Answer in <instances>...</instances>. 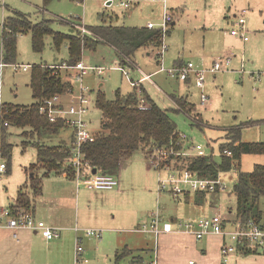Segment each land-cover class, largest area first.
<instances>
[{
    "label": "rangeland",
    "instance_id": "374dc122",
    "mask_svg": "<svg viewBox=\"0 0 264 264\" xmlns=\"http://www.w3.org/2000/svg\"><path fill=\"white\" fill-rule=\"evenodd\" d=\"M126 1L84 0L78 2L77 0H53L46 7L44 0H0V64L4 63L3 23L9 16L13 15L14 11L24 14L34 24L41 23L43 20H50V27L54 32L69 36L77 35L78 31L85 34L82 31L85 28L84 26L88 29L108 25L147 27L148 23H153L155 29H163L166 13H169L173 16L176 24L172 25L170 23L166 28V30H169L168 35L165 37L167 50L164 51L162 58H157L156 53L162 51V48H141L134 59V63L138 65L141 71L146 74H153L162 68L168 71L174 68L172 65L178 57H181L188 64L190 62L194 63L193 61L197 60V56L205 53L210 55L209 63L211 66L207 69L211 68L215 61L221 60L225 64L227 60L230 61L225 71L207 74L203 90L194 85L195 81L188 88L178 79L172 78L166 71L155 74L152 82L147 80L144 83L148 95L160 108L170 113L177 124L178 132L185 136V139H182V145L191 157L184 158L189 159L193 156L212 154L216 161H219L220 143L224 141L227 131L232 128L241 130V141L243 142L263 143L264 12L262 14L256 13L258 23L247 28H250L248 30V41L244 42L239 37L231 36V24L225 18L233 17L234 10L237 7L236 5L232 6L234 0H166V2L160 0H132L130 8L125 9L121 7V3ZM237 1L240 5V0ZM106 2H111V5L108 6ZM224 7L225 10H223ZM206 9L209 10L210 17L206 16ZM239 9V13L243 11L240 6ZM246 11L245 16H241L245 19L249 17L248 9ZM255 32H257L256 36H259L258 39L256 36L254 37ZM225 34L229 35L230 39L233 38L228 46L229 53L217 54V52H214L209 54V48L212 47L210 43L224 42L227 45ZM89 36H93L92 33H89ZM106 47L100 45L97 47L96 52L86 51V54H84L85 60L90 61L89 64L94 67L95 65H106L105 68L112 66L116 52L114 53L111 47ZM68 59L69 51L66 40L57 48L53 36L47 35L43 50L35 52L31 32L21 34L17 41L15 63L0 67V104L20 107L34 105L38 100L34 98L30 87L34 72L33 66L41 64L61 65ZM23 66H30V68L24 71ZM108 69L111 71L102 78L97 77L93 71L84 78L85 85L92 90L91 95L95 101L99 91L105 93L107 98L111 100L115 99L118 90H121L122 94H128L132 90L130 78L138 80L141 76L138 69L129 72L126 68V71L130 73L129 77L117 68ZM71 74V77H66L64 73L62 76L74 79V72H71ZM202 93L209 97V102L204 107L201 106ZM179 96L187 97L188 101L195 105L189 108L190 110L193 108L191 116L184 112H175L178 107H176L172 97ZM87 120L91 122L92 131L99 132L101 130L102 113L95 106L91 108ZM22 132L19 129L13 130L15 135L11 140V144H13L11 170L2 176L0 189L2 190L0 205L4 207L15 204L20 188L28 180L27 171H30L31 166L36 164L37 161L36 148L31 144L26 149L22 146L24 140L32 142L36 138L28 139V135H26L27 139H25L20 136ZM70 135L71 130L65 128L56 136L44 137L42 143L52 146L60 144L62 146L58 147L66 149L65 146L70 145ZM194 146H201L202 149L194 151ZM0 161L8 166V159L2 157ZM128 161L129 166L125 169L121 167L115 175L121 183H124L125 188L123 187V190H126L124 197L127 200L120 204H112L108 200L105 204H92L91 206L104 210L98 220L100 227L89 224L95 217H92L93 212L90 211V204L87 199L88 193L83 191L86 189L84 187L80 189L82 190V221H84L86 227H90L86 230L102 231V236H104L103 243L100 245L97 241L89 243L95 254L94 258L91 254H88L91 258L90 264H115L114 260L107 259V255L109 249L113 248L114 243H112V240L114 241L113 238H116L117 234L122 232L123 235H128L126 232H132L138 224L149 222L152 219V214L157 211L164 221H172L169 215L177 213L178 207L186 206L185 202L180 204L181 202L179 203L178 199L171 193L159 192V179L167 174L164 171L154 170L143 154L135 152ZM170 164L172 167L179 169H182L183 166V162L178 160H172ZM255 165H264L263 155H244L240 164H236V169L221 174L226 189L217 193H209L208 200L198 208L200 212L210 217L221 214L234 219L237 211L234 183L238 171L252 172ZM163 168L166 169V166ZM55 178L58 177L51 175L49 179H45L43 190L59 188V180ZM63 185L67 190H76L75 185L70 180L65 181ZM37 200L39 202L40 199H36L34 209L39 210ZM188 205V207H193L192 204ZM262 207L264 208V204H262ZM129 218L130 221H128ZM124 221H127V223H124ZM138 234L140 233L133 235L147 236L146 238H148L147 246H145L148 252L145 254L137 253L144 258L143 261H137L136 257L138 255H134L135 258L127 257L119 264H149L151 262L154 255L152 253L154 237L149 234ZM92 239L98 240V238ZM150 247H152L151 250ZM97 249L99 250L97 251ZM101 254L105 256H101ZM85 257L87 258V256Z\"/></svg>",
    "mask_w": 264,
    "mask_h": 264
},
{
    "label": "trees",
    "instance_id": "16d2710c",
    "mask_svg": "<svg viewBox=\"0 0 264 264\" xmlns=\"http://www.w3.org/2000/svg\"><path fill=\"white\" fill-rule=\"evenodd\" d=\"M52 1L44 0L45 6L47 7ZM77 1L83 2L84 0ZM50 23V20H43L37 24L31 23L24 14L14 11L13 15L3 23L4 64L15 63L18 37L29 31L35 52L43 50L47 35L53 36L57 48L66 40L69 59L63 64L68 66L77 65L83 60L84 51H93L100 45L112 47L121 65L128 66L134 63L135 55L141 48H161L163 39L169 33V30L164 31L163 29L150 30L147 27L108 25L89 29L86 27L93 36L82 34L80 31L77 35L69 36L54 32ZM158 52L156 53L157 58H162L163 56ZM182 65V62L177 64V66ZM33 71L30 87L34 98L38 100L37 103L27 107L0 104V150L3 158L9 161L7 172L11 170L13 149L11 140L15 135L13 130H22L20 136L25 139H27L26 135L28 139L36 138L32 142L24 140L22 143L24 149L29 144L36 148L37 161L31 166L30 171H27L28 180L20 188L17 203L11 207L14 212L24 209L33 211L36 199L42 195L44 180L53 173L57 175L66 173L71 179L74 177L68 165L70 148L63 149L42 143L44 137L56 136L66 126L62 121L52 124L39 111L41 101L64 94L71 84L60 71L55 75L49 65H35ZM187 83L190 84L191 81ZM141 92L145 95V104L148 107L145 110L140 108L142 98L137 89L128 94H122L121 90H118L113 100L108 99L102 91L96 95L95 107L102 113L101 130L95 132L93 142L84 145L83 153L85 161L89 162L98 172L115 176L135 152H142L149 161V158L161 149L169 152L173 150L175 153L184 150L183 145H177L180 140L178 127L170 113L160 108L144 90ZM172 100L178 107L175 112H184L191 116L193 108L191 110L189 108L195 105L189 102L187 97H172ZM241 134L239 128L227 131L224 141L220 143L219 161H216L212 154L193 156L189 159L178 156L175 160L182 161V169L192 171L200 178L216 179L220 174L236 169V164H240L244 155L264 156V142H243ZM225 151L231 152L232 156H226ZM201 194L208 195L204 192ZM234 194L237 199L235 221L247 223L253 220L264 224V208L262 207L264 204V165H255L253 171L249 173L239 170L234 183ZM132 254L133 251L129 248L117 251L115 263L119 264ZM244 254L253 253L244 252Z\"/></svg>",
    "mask_w": 264,
    "mask_h": 264
},
{
    "label": "built area",
    "instance_id": "2783aa9c",
    "mask_svg": "<svg viewBox=\"0 0 264 264\" xmlns=\"http://www.w3.org/2000/svg\"><path fill=\"white\" fill-rule=\"evenodd\" d=\"M166 2V0H160ZM132 0H127L121 3V7L125 9L130 8ZM246 11H243L245 15ZM173 16L166 13L165 24L163 30L166 31L168 25L172 23ZM147 28L155 29L153 23H148ZM83 33L89 34L85 28L82 29ZM234 37H239L244 42L248 41L247 21L244 17H239L236 22V28L231 31ZM162 51L158 53L164 56V51L167 50L165 38L162 42ZM230 61L227 60L226 64L219 60L215 61L210 69L197 68L194 63L183 64L182 66H175L173 69L166 71L164 68L159 72H167L172 78H176L183 84L192 80L194 85L203 90L205 86L206 76L208 73H218L225 71ZM5 64L1 63L2 68ZM30 66H23V70L27 71ZM54 74L57 75L59 71L66 77H71V72H74V79L66 80L71 86L62 95H56L49 99L41 101L39 106L40 114L49 119L52 124L63 122L66 128L71 130L72 142L70 148V158L68 165L74 173V180L80 184H85L89 190H113L119 186V182L114 175L102 174L100 172L94 173L93 168L89 162L85 161L83 147L95 139V132L91 129V122L87 120L91 108L95 106L89 87L85 85V77L91 72H96L98 77L105 74L108 68L87 66L83 61L75 66H68L67 64L50 66ZM127 77L129 73L124 68H118ZM73 78V77H72ZM151 76L143 74L140 82L149 80ZM133 87L139 86L140 82H135L130 79ZM189 85V84H188ZM66 98V99H65ZM209 102V97L201 94V106H206ZM145 100H141L140 108L145 110L148 107ZM179 142L177 145H182L185 136L179 133ZM201 146H194L193 150H201ZM226 156L231 157L232 153L225 151ZM190 156L187 151L182 150L175 153L173 150L170 152L164 149L158 150L155 155L149 158L151 167L156 171L166 172L165 177L159 179V192H169L174 197L184 196L187 192L194 193H217L225 190V182L221 178V174L216 179L200 178L196 173L187 169H179L172 167L170 162L175 160L176 157ZM3 157L0 150V159ZM173 157V158H172ZM166 166V169L163 167ZM7 172V165L0 161V189L2 186V176ZM6 230L13 234L15 239L21 231L34 232L42 236L47 242L54 241L60 238V229L49 226L46 222L38 220L34 211L32 210H17L13 211L11 208L0 207V231ZM145 234H152L160 236L163 233H174L179 235H190L202 240L210 235H218L224 238L225 242L221 249L222 256L227 259L230 255L238 252H251L253 254L264 255V224L257 223L256 221H249L242 223L240 221L227 222L221 214H215L213 217L201 218L197 221L180 220L175 224L164 222L160 213L157 211L153 216L150 223L145 224L139 230ZM75 232L80 234L81 230L75 228ZM84 234L88 238H100L101 231L86 230ZM85 249L82 245V239L77 238L75 262L76 264L88 263L85 257Z\"/></svg>",
    "mask_w": 264,
    "mask_h": 264
},
{
    "label": "crops",
    "instance_id": "0c3cea01",
    "mask_svg": "<svg viewBox=\"0 0 264 264\" xmlns=\"http://www.w3.org/2000/svg\"><path fill=\"white\" fill-rule=\"evenodd\" d=\"M243 2L246 4H244ZM240 3L241 4L239 5L238 1L234 0L232 6L236 5L237 7L234 10L235 12L233 13V17L232 18L225 17L228 19L229 24H231L232 27L231 31L236 28L237 19L241 16H245L243 15V11H246L248 9L249 17H246L247 28L252 27L253 25H256V23H258L256 21L257 12L259 14H262L264 12V0H240ZM106 4L109 6L111 5V2H106ZM239 6L241 7V9L243 8L242 9L243 11L240 13L238 12V10H240ZM223 10H225V7L223 8ZM205 14L207 17L211 16L209 10L207 9ZM171 24L175 25L176 22H174L173 20ZM84 27L86 28V26ZM128 27H133V26H128ZM139 28H143V27H139ZM257 28L259 29V27ZM256 34L257 32H255L254 37L256 36ZM231 36L233 35L231 34ZM225 38H226L225 42H228L227 45L224 42L210 43L212 47L209 48L208 53L209 54H213L214 52H217V54L229 53L230 50L228 49V46L232 42L233 38L230 39L229 35L227 34H225ZM256 38L258 39L259 36H256ZM106 46L108 45H104V47ZM111 49L115 53V50L112 47ZM96 51L97 48L93 50V52ZM84 54H86V51H84L83 53L82 61L87 66H91L89 64L90 61L87 62L85 60ZM114 56L115 59L112 63L113 65L108 68L118 69L120 67V68H124L125 70L127 68L129 72L138 69V71H140L141 74L140 78L138 80H134L130 78L135 82H140V79H142L143 74H145L146 76H151L150 82H152L154 75L159 73L158 70L153 74H146L140 70V68L136 63L133 64L130 63V65L128 66H122L117 55L115 54ZM209 59H210V55L205 53L203 55L197 56V60L193 62L195 63L197 68L207 69L208 67L211 66V64L209 63ZM180 62L186 64L185 61L181 59V57H178L177 59L174 60L172 66L175 67ZM49 66H58V65H49ZM95 67H106V65H95ZM110 71L111 70H107L105 74L99 78L104 77ZM192 80H190L191 83H193ZM146 81L147 80L140 82L139 86L137 87L131 86L132 90L130 92L137 89L139 91L141 98L143 100H146L145 95H143V93L141 92L142 90H144L148 95V92L144 86V83ZM191 83L189 85L188 84H183V85H186L189 88V86L192 85ZM69 140H70L69 141L70 145L65 147L71 146V142H72L71 135L69 136ZM58 146H62V145L59 144ZM139 153L143 154L142 152ZM145 159L146 161H148L146 157ZM128 162L129 161L125 162L121 167H124L123 169L127 168L129 166ZM52 175L58 177L55 179L59 180L58 183H60V187L56 188L55 190H42V195L38 197L40 199L39 202L37 200V203L39 204V210L33 209V211L38 220L46 222L49 226L60 229V238L54 241L47 242L39 234H36L34 232L32 233L29 231H21L18 234V238L15 239L10 231L2 230L0 231V264H76L75 253H76V245H77L78 237L82 239V245L85 244L84 245L86 251L85 256H87L88 259V263L86 264H90L91 258H89L88 254H91L92 258H94L95 254L94 251H92L93 247L89 243L97 241V243H99L98 245H100L101 243H103L102 240L104 236L101 235V237L98 238V240H94V239L91 240V238H88L84 234L83 230H86V228L90 229V227H86V224L84 223V221H82V211H83L81 208L82 190L80 189L82 187L86 189L83 191H87L88 193L87 199L90 204V211L93 212L92 217H95V219L90 221L89 224L97 227H100V222L98 220H99V216L104 210L98 207L96 208L91 207L92 204L93 205L95 204L98 205L100 203L105 204L106 202H108V200H110L109 203L120 204L127 200L124 197L126 195L125 194L126 190H123V187L125 188L124 183H121V181L118 180L119 179L118 177H117L118 179L117 178L116 179L119 182V186L116 189L99 191V190H89L85 184L82 183L78 184L74 180V178L72 179L69 178L66 173H61L59 175L54 173ZM49 178L50 177H48V179ZM68 180H70V182L75 185L76 190H67L65 188L63 183ZM60 181H64V182H60ZM1 192L2 190H0V193ZM175 198L178 199L179 203L181 202L180 204L185 202L186 206L182 205L181 207H178L177 213L175 214L172 213L171 215H169L171 216L172 221H164V222H170L175 224L177 221L180 220L197 221L201 218L210 217L209 215H204L198 209L208 200V195H203L201 193L187 192L184 196L175 197ZM16 203L17 201L15 202V204ZM188 204H192L193 207L192 208L188 207L189 206ZM13 205H11L10 207H4L3 205H0V207L11 208ZM154 215L155 213L152 214L151 216L152 219ZM223 218L227 222L228 221L233 222L235 220V218L233 219L230 216H223ZM131 219L133 218L131 217ZM152 219H150L149 222L147 221L144 223L148 224L152 221ZM128 221H130V218L128 219ZM124 223H127V221L126 222L124 221ZM144 223L138 224V226L134 227V230L132 232H126L128 233V235H123L122 232H120V234H117L116 238H113L114 241L112 240V243H114V245L113 248L109 249L107 259L108 260L112 259L114 260L115 263L116 252L122 250L123 248H129L133 251V254L130 255L128 258H135L134 255H138L136 257L137 261L139 262L143 261L144 258L137 253L145 254L148 252L147 247H145L147 246L146 242L148 238H146L147 236L146 237L135 236L133 234L136 233H140L138 235H141V233L145 234L139 231L142 228V226L145 225ZM75 228L81 230L80 234H77L75 232ZM152 236L154 237V241H153L154 243H152V247H153L152 253H154V255L149 264H264V255H259V254L245 255L242 252H238L236 254L230 255L227 259H225L221 254V249L225 240L224 238L218 235H210L202 240H197V238H195L194 236L179 235L174 233H163L158 237L154 235ZM152 247H150V250ZM98 250L99 249H97V251ZM101 256H105V255L101 254Z\"/></svg>",
    "mask_w": 264,
    "mask_h": 264
},
{
    "label": "water",
    "instance_id": "95a60500",
    "mask_svg": "<svg viewBox=\"0 0 264 264\" xmlns=\"http://www.w3.org/2000/svg\"><path fill=\"white\" fill-rule=\"evenodd\" d=\"M97 172V170H94V173H96Z\"/></svg>",
    "mask_w": 264,
    "mask_h": 264
}]
</instances>
